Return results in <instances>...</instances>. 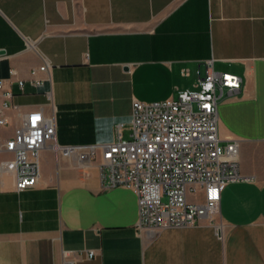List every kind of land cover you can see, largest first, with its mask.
I'll list each match as a JSON object with an SVG mask.
<instances>
[{
    "label": "crops",
    "instance_id": "crops-1",
    "mask_svg": "<svg viewBox=\"0 0 264 264\" xmlns=\"http://www.w3.org/2000/svg\"><path fill=\"white\" fill-rule=\"evenodd\" d=\"M0 52L18 105L5 110L2 140L37 107L54 114L59 143L110 142L133 100L172 99L209 67L240 76L217 110L243 176L222 188L214 217L150 233L136 230L131 188H107L96 163L45 147L33 188L0 171V264H68L66 253L76 264H264V0H0ZM44 61L36 87L31 69Z\"/></svg>",
    "mask_w": 264,
    "mask_h": 264
},
{
    "label": "built area",
    "instance_id": "built-area-1",
    "mask_svg": "<svg viewBox=\"0 0 264 264\" xmlns=\"http://www.w3.org/2000/svg\"><path fill=\"white\" fill-rule=\"evenodd\" d=\"M212 68L199 75L195 89H180L172 99L133 100L130 137L125 138L122 125H115V137L106 143H59L54 114L32 108L13 135L0 138V153H8L0 171L13 173L18 191L31 189L41 178L40 153L49 147L57 159L75 157L81 168L96 163L107 188H131L138 201L137 231L191 227L205 217L212 218L219 212L222 188L243 178L237 161L239 143L235 139L222 142L217 110L224 88L238 90L242 78ZM50 69L47 61L33 67L31 83L41 87ZM42 72L45 76L37 77ZM182 72L189 74L187 69ZM14 76L12 69L7 78L0 79L4 95L0 126L8 123L5 110L18 107L11 103L14 93L5 86V80L12 81ZM18 83L23 90L25 81L19 78ZM46 94L51 97L50 91ZM217 234L222 236V232ZM85 255L91 258L96 252L90 249ZM66 256L68 264H76L71 254Z\"/></svg>",
    "mask_w": 264,
    "mask_h": 264
},
{
    "label": "rangeland",
    "instance_id": "rangeland-1",
    "mask_svg": "<svg viewBox=\"0 0 264 264\" xmlns=\"http://www.w3.org/2000/svg\"><path fill=\"white\" fill-rule=\"evenodd\" d=\"M120 124L123 127V131H124L125 138L130 137V134H131V131H132V127L130 126V124H131L130 119L125 117V118H123L122 123H120ZM98 135H100V134H98ZM93 138H94V136L92 137V139Z\"/></svg>",
    "mask_w": 264,
    "mask_h": 264
},
{
    "label": "water",
    "instance_id": "water-1",
    "mask_svg": "<svg viewBox=\"0 0 264 264\" xmlns=\"http://www.w3.org/2000/svg\"><path fill=\"white\" fill-rule=\"evenodd\" d=\"M0 54H1V52H0Z\"/></svg>",
    "mask_w": 264,
    "mask_h": 264
}]
</instances>
